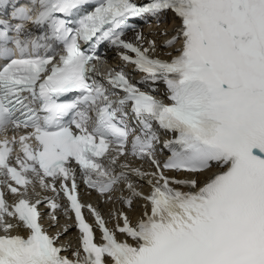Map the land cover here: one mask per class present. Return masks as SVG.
<instances>
[{
	"label": "snow or ice",
	"instance_id": "6c2138e0",
	"mask_svg": "<svg viewBox=\"0 0 264 264\" xmlns=\"http://www.w3.org/2000/svg\"><path fill=\"white\" fill-rule=\"evenodd\" d=\"M168 13L180 20L161 45H181L170 61L142 32L124 39L132 21ZM103 45L143 74L136 84L122 70L96 79ZM160 83L167 103L152 94ZM0 137V264H264V0H0ZM128 155L154 170L118 163ZM77 172L108 201L125 185L118 199H144L150 213L133 225L113 211V231L87 205L97 244ZM61 195L80 233L75 259L57 246L68 227L49 235L40 223L46 203L59 228Z\"/></svg>",
	"mask_w": 264,
	"mask_h": 264
},
{
	"label": "bare ground",
	"instance_id": "6f19581e",
	"mask_svg": "<svg viewBox=\"0 0 264 264\" xmlns=\"http://www.w3.org/2000/svg\"><path fill=\"white\" fill-rule=\"evenodd\" d=\"M64 238L69 239V242H71L70 241L71 235L69 231H67L64 235L61 236V239H64Z\"/></svg>",
	"mask_w": 264,
	"mask_h": 264
}]
</instances>
